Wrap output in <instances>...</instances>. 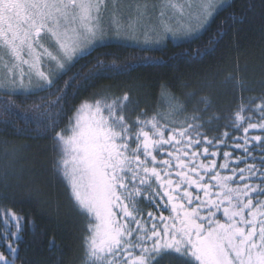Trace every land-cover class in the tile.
<instances>
[{"label": "snow or ice", "instance_id": "obj_1", "mask_svg": "<svg viewBox=\"0 0 264 264\" xmlns=\"http://www.w3.org/2000/svg\"><path fill=\"white\" fill-rule=\"evenodd\" d=\"M104 3L105 0H0V63L5 69L0 80V88L5 89L0 96V122L22 120L45 131L55 128L64 111L61 101L67 102L63 92L79 74L70 77L65 90H60L62 94L41 112L40 105L21 109L11 98L13 94L32 92L31 74H27L29 84L25 85L26 73L21 66L37 69L45 55L61 72L67 71L74 58L89 54V49L104 38L100 22ZM220 6L221 0H199L195 13L199 26L203 27ZM164 7L176 5L167 0ZM179 30L185 35L193 32L183 26ZM120 31L116 29L117 35ZM163 31L173 33L167 24H163ZM42 35L53 39L60 56L40 43ZM145 43L159 41L146 38ZM25 51L30 60L22 55ZM114 67V61L110 65L97 59L96 68L101 72ZM97 74L90 71L85 82ZM35 75L39 80L37 90L53 85L43 71L37 70ZM128 101L127 93L111 102L85 101L69 118L68 126L53 137L60 152L56 170L66 180L81 212L95 220L88 225L91 234L85 238L84 264H160L165 257L170 264H264V200L253 199L264 196V136L248 135L252 130L264 132V101L254 106L242 104L234 112L225 127L242 129L243 135L234 138L240 142L232 147L244 155L232 160V153L225 151V163L219 165L215 159L205 164L199 157H216L218 153L209 152V147L225 146L229 132L209 139L199 131L202 123L171 128L155 115L143 120L137 117L130 124L123 114ZM171 101V112L183 109L178 98L172 97ZM56 105L61 107L52 112ZM250 113H256L259 119L252 122L255 118ZM189 119L199 121V116L193 114ZM202 144L207 145L202 152L194 150ZM157 155L167 158L158 160ZM248 160L259 163H247ZM240 163L246 167H229ZM223 171L232 174L222 175ZM153 181L162 191L152 188ZM139 198L157 209L169 210L170 215L148 212L145 219L137 206ZM157 198L164 203H156ZM221 210L226 220L223 223L216 219ZM26 223L31 222L11 209L0 211V241L13 257L0 251V264H15L16 245ZM49 246H55V241H49Z\"/></svg>", "mask_w": 264, "mask_h": 264}, {"label": "trees", "instance_id": "obj_2", "mask_svg": "<svg viewBox=\"0 0 264 264\" xmlns=\"http://www.w3.org/2000/svg\"><path fill=\"white\" fill-rule=\"evenodd\" d=\"M97 59L110 65L114 61L116 67L101 72L96 68ZM90 71L98 74L85 82ZM77 73V78L65 90V82ZM60 90H65L67 102L61 101L64 111L57 118L59 123L55 128L45 131L42 127L37 129L35 123L25 124L22 120L12 124L0 122V211L11 209L31 222L25 224L22 239L16 245L15 264H84L85 238L91 234L88 225L95 220L81 212L66 180L56 170L60 152L53 137L55 132L68 126L69 118L85 101H111L127 93L129 101L123 114L130 124L137 117L143 120L154 115L171 128L202 123L204 126L199 131L209 139L219 138L225 131L230 136L225 146L209 147V152L218 153L216 157L201 155L200 161L207 164L215 159L218 165L225 163V151L232 153V160L243 157L242 151L232 147L240 142L234 138L243 135L242 129L234 131L225 125L231 123L230 118L242 104L254 106L264 101V0H233L192 39L170 41L154 48L119 43L100 45L76 60L50 88L31 94H13L11 98L21 109L31 110L33 105H40L42 112L62 94ZM4 93L0 91V96ZM172 97L178 98L182 110L171 112ZM61 105L51 111H58ZM193 114L199 116V121L189 119ZM250 114L255 118L252 122L259 119L256 113ZM209 118H213L211 123L206 122ZM246 126L247 123L243 125ZM248 135L264 136V132L252 130ZM206 146L202 144L194 150L202 152ZM166 158L157 155L158 160ZM254 162L259 163L247 161ZM229 167L244 168L246 164ZM152 188L162 191L155 181ZM253 199L264 200V196ZM156 203L164 202L157 198ZM137 206L145 219L148 212L156 216L161 212L165 217L170 215L169 210L157 209L143 198L138 199ZM216 219L226 222L222 210ZM52 240L55 246L50 247ZM3 245L0 241V251L13 259ZM160 264H170V261L165 257Z\"/></svg>", "mask_w": 264, "mask_h": 264}, {"label": "rangeland", "instance_id": "obj_3", "mask_svg": "<svg viewBox=\"0 0 264 264\" xmlns=\"http://www.w3.org/2000/svg\"><path fill=\"white\" fill-rule=\"evenodd\" d=\"M232 1L233 0H221V6L216 9L209 21L204 24L203 27H200L195 18V13L198 12L199 0H171V3L175 4L176 7H164L167 0H105L104 5L101 7L100 16V22L105 29L104 38L98 40L95 45L89 49V52L100 45L109 43H119L140 48H154L164 46L170 41L181 42L192 39L201 34L211 23L215 15ZM161 12L164 13L163 16H161ZM163 24H167L171 27L173 33L166 34L163 31ZM181 26L192 28V34L185 35L184 32L179 30ZM117 28L121 29L119 35L116 33ZM146 38L159 41V43L146 44ZM40 43L54 55H61L57 45L50 36L42 35ZM37 51L42 52L41 49H37ZM0 55H3L2 51H0ZM22 55L25 59H31L26 51ZM80 57L82 56L74 58V60L67 65V70ZM4 59L8 61V57L5 56ZM9 65L11 66V62H9ZM21 67L26 73L24 80L25 85L29 84L27 74H31L32 92L39 91L35 87L39 83L35 75L37 70L43 71L53 82L66 72H61L56 67L55 62L45 55L41 56L37 69L30 70L28 65H22ZM4 76L5 69L3 63H0V80H3ZM0 91L5 92V89L0 88ZM104 114L107 115L106 112Z\"/></svg>", "mask_w": 264, "mask_h": 264}]
</instances>
